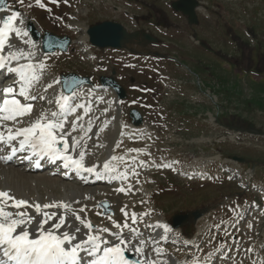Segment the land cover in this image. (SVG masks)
Segmentation results:
<instances>
[{
	"label": "rangeland",
	"instance_id": "rangeland-1",
	"mask_svg": "<svg viewBox=\"0 0 264 264\" xmlns=\"http://www.w3.org/2000/svg\"><path fill=\"white\" fill-rule=\"evenodd\" d=\"M12 1L14 5L23 8L28 15H35V10L33 11L32 6V4L35 3L32 0H24L23 3H19L18 0ZM57 1L58 0H56V2ZM205 1L209 3V12H215L216 15L211 14V18L205 19L199 16L201 20L200 27L198 28L199 31H197V33L193 32V34L199 39V41H201V44H194L188 39V36L185 37L182 35L176 40L175 52L172 53V59L175 63V67L178 68L177 73L180 77L185 78L190 76L191 82L194 81L197 83V81H199L202 89L213 90L216 92V97L219 98V100L217 101L216 97L209 94L207 91L204 92L205 95L203 94L206 98L204 110H206V108H209L210 110V112L204 116L206 128H203L204 137H202V139L205 140L203 153H201L200 150H198L199 153H195L197 150H194V146L191 144V139L193 138L187 136L181 138L179 135L174 137L171 132H161L162 138H165L168 142L165 146H167L168 151L171 152L172 158L175 156L180 157L181 162L179 164L182 171L184 165L194 164L197 166L202 163L201 165L204 167L209 166V164L215 161V159H219V156H221L222 160V156L231 154L229 153L231 151H234L235 153L237 152V155L246 158L252 156L261 157V155L264 154V137L244 136V138H238L237 133L233 130L216 128L212 125L215 112L219 115L235 114L238 112L242 114V117H246L248 121L255 123L264 132V72H262L264 71V63H261V60L258 58V56L264 57V0ZM60 2H65L67 7L66 14H63L66 22L65 26L60 25L55 27V29L58 33L69 35L72 38V44L67 53H58L44 58L46 59V71L43 73L45 75L43 79L47 78L52 82L54 77H57L60 71H78L82 74H91L94 78L101 73L108 74L110 71L109 68L112 66L117 69L118 80L128 87L131 97H134L135 81L130 82L129 77H135L136 58L130 57L125 52L97 51L92 48L90 51L95 54V59L93 61L88 60L85 53V42L81 40L84 39L83 32L80 29L83 23L89 25L97 19L112 18L124 23L128 29H132L134 28L133 25L136 23L133 21L131 22L130 18L125 17L122 12L114 13L115 9L112 8L113 5L120 7L121 10H129L134 15H143L146 11L145 5L142 4V6H140L133 3L127 5L123 0H60ZM153 4L165 10L168 7L169 0H153ZM38 7L43 8L59 20H63L60 8L54 4L45 2L43 7ZM48 13L44 15L43 12H40L44 21L48 22V20H50L51 22H56L54 17ZM37 15L39 16V13H37ZM39 21L44 24V21L40 18ZM223 29L227 30L230 37L225 34V30L223 31ZM155 32L160 37L164 39L166 38L159 32ZM254 33H256L255 38ZM230 41L234 45H232ZM239 53L242 55L241 57ZM119 57L120 59H123V61L115 60V58ZM236 57L238 58V60L236 59V62L238 61L237 63L239 66H245L246 68L248 66L249 68L252 65L250 62L252 60L253 64L258 66L257 69L260 71H251L256 76L243 73L242 70L237 71L235 69V64L232 61ZM100 59H102V63L99 62ZM98 62L100 64L97 65ZM173 77H175L174 74ZM183 81L186 80L184 79ZM182 92V89L179 92H168L169 95H164L162 99L163 101L160 100V105L166 103L170 108L171 106L179 105L181 101L183 103L185 97L181 94ZM191 95L194 94H187V97H191L192 99H188L189 102L198 100ZM198 98L200 99V97ZM226 101H228V103ZM241 102H245L246 109ZM191 105H193V103H186L188 111L192 109L190 107ZM35 108L38 110V106ZM40 110L43 111L44 109ZM46 110L47 109H45V111ZM173 138H175L174 141ZM186 141L189 142L187 144L188 146L184 145L186 144ZM214 143L215 145H213ZM198 159L203 160L197 161ZM261 159L264 160V155ZM262 160L258 161L257 164L264 166ZM220 165H222V162L221 164L215 163L213 167L220 169ZM215 173H217V171ZM256 176L258 178H263L264 174L259 172V174L256 173ZM155 177L160 179L162 183L166 180L171 181L177 188L180 187L182 190L189 191L191 194H195L197 191L204 189L202 185L196 184L197 182H190L169 174L166 178L161 177L160 174H157ZM147 180L149 182L148 177ZM152 184L153 183L151 182L150 185L152 187L150 189H153L155 186V183ZM232 185L234 186L235 184ZM213 186L214 189L212 195H216V183ZM182 197L185 201L183 203L184 206H196L207 201L203 195H196L193 197L184 195ZM163 201L165 200L155 198V202L158 206L160 202ZM216 202H210L208 204L210 207H215V205L216 207L218 206V211L219 209L221 211V200ZM175 204L177 205L178 203L176 202ZM215 213L216 212H213L212 215ZM165 215V218H168V214ZM211 219L212 216L205 218L201 220L198 225H206V227H210ZM236 229H238V227L234 230ZM244 230L245 228H243V231ZM253 231L255 233H253L251 237L248 235H242V239H245V245L244 248L240 250L241 255L237 259L236 264H254V261L258 260V258L262 259L260 264H264V248L260 249L259 247L262 245L261 243L264 244V218L260 220V225H258ZM219 235L223 238L216 239L206 251L207 253L203 255L201 259H196V261H204L212 255H216L218 252L220 253L222 250L225 251L229 248V233L222 232ZM246 240L249 241L246 242ZM199 241H202L203 243L211 242L212 238L210 231L208 230L204 235H201ZM217 245L219 246L218 248ZM215 247L216 251H214ZM258 247L260 251L255 250ZM251 248L255 254H252V258L245 262L244 258L248 256V251ZM191 256L192 251L189 246L180 253L182 261L188 260L189 263L192 262V259L190 258ZM242 261H244V263H242Z\"/></svg>",
	"mask_w": 264,
	"mask_h": 264
},
{
	"label": "snow or ice",
	"instance_id": "snow-or-ice-1",
	"mask_svg": "<svg viewBox=\"0 0 264 264\" xmlns=\"http://www.w3.org/2000/svg\"><path fill=\"white\" fill-rule=\"evenodd\" d=\"M23 3L24 0H18ZM53 3L56 0H52ZM5 0H0V6ZM35 3L43 7L41 0ZM6 9L0 7V12ZM18 11H12L10 15L0 18V69H5L8 62L29 60L33 53H25L17 49L3 54L10 44V36L24 38L29 35L25 28L18 27L17 22L23 25ZM25 43L30 41L25 40ZM43 64H19L17 67H7V71L18 76L14 85L0 89V152L5 148L10 149L7 156L0 155V160L9 161L18 153H30L24 159H35V166H40V161L48 158L51 162L63 161L65 169H71L76 173H95L94 167H85V152L79 150L81 141L73 138L71 145L66 137L71 136L76 130V122H72V132L66 131V117L73 114L77 108H84L82 104H73L67 95L58 98L55 103L58 111L42 112L34 120L25 121L22 118L32 115L33 105L31 101L37 99L30 93L34 85L39 81L40 76L37 69H43ZM18 86V87H17ZM49 84L47 88H51ZM45 88V91H47ZM22 97V102L16 97ZM39 99H44L40 96ZM52 103V101H49ZM78 119H83L79 117ZM11 123V127L7 126ZM24 125V126H20ZM70 151H77L78 158L69 154ZM117 159L116 157L112 158ZM168 167V165H164ZM105 172L115 171L108 163L104 164ZM113 179H126L121 174ZM118 192H125L124 188H118ZM128 191H131L129 189ZM62 208L71 211L68 204L45 203L43 205L32 204L25 199H16L9 191L0 190V264H83V255L86 254L87 264H150L148 260H136L130 262L126 253L134 251L136 254L144 255V241L140 240V246L132 244L120 231L110 232L107 227L96 229L80 215L72 212L75 220L80 226L70 225L66 222L64 215H57L47 211L49 208ZM32 208L37 217L28 214L20 209ZM11 209H16L12 211ZM84 208L79 212L83 213ZM121 212L128 218V214L122 208ZM53 221H56L53 223ZM131 222L136 223V216H131ZM48 225V227H46ZM81 227L88 232L82 233ZM113 227L129 229L130 235H137L135 229H130L125 223L123 226L113 222ZM67 229V230H64ZM77 234L85 238L77 239ZM102 234H108L111 239H106ZM251 251V249H249Z\"/></svg>",
	"mask_w": 264,
	"mask_h": 264
},
{
	"label": "bare ground",
	"instance_id": "bare-ground-1",
	"mask_svg": "<svg viewBox=\"0 0 264 264\" xmlns=\"http://www.w3.org/2000/svg\"><path fill=\"white\" fill-rule=\"evenodd\" d=\"M2 12H0V18H1ZM23 19L24 23L27 22L29 19L27 16L21 15L20 17ZM18 27H22L23 25L19 24L17 22ZM21 40L26 39L27 37L20 38ZM23 50L25 53H33V55L30 57L29 60H20V61H10L8 64L16 63V67L19 66V64H26L25 62H31L33 64H41L40 59V44L39 42H33L30 41V43H27L23 46H12L8 47L7 51L3 54H7L8 52L14 51V50ZM39 69H37V72ZM56 91L57 99L61 96H65L63 92L59 90V85L57 84L54 88ZM89 90V89H88ZM92 90V89H91ZM33 93V92H31ZM89 94L90 91L80 92V94H77L75 92L72 95H67L71 98V102L75 105L78 102H80V98L82 95ZM103 94L107 96L113 103L114 96L109 90H104ZM89 96L86 97L88 101ZM88 105V103H86ZM110 109L112 108L109 106ZM84 110H77L66 117V125L65 129L66 131L72 132V122H76V130L72 132L71 139L66 137L69 141V144L71 145V142L73 138L76 139L77 136L80 134H83L82 140L85 139L83 143H81V148L79 150H82L83 145H87V151L94 150L93 156L94 160H84V165L88 167H95L94 162H97V165L95 167L96 171L99 169H104V164L108 163L111 167L113 165L112 161L118 165V160H113L112 158L115 157L112 154H110V151L108 148L102 147L99 149L93 148L94 142H92V139L94 135H96L97 131L101 132L100 137L102 136V132L106 129L102 127V129L99 128L100 126V120L101 117L97 119H93L94 115L92 114L90 108L86 106L83 108ZM36 115H31L28 117L22 118L25 121L31 120V118H34ZM110 115V114H109ZM35 117V118H36ZM79 117H83V119H78ZM90 117V121L86 124V120ZM102 121V120H101ZM94 122V125L90 127V125ZM98 123V124H97ZM11 127V123L9 122L8 125ZM24 126V125H20ZM113 135L112 132L107 135L111 136ZM106 139L103 138V142H105ZM115 151V150H114ZM116 152V151H115ZM69 154H72L74 158H78L77 151H70ZM87 161V163H86ZM90 162V163H89ZM107 173V172H106ZM86 174V173H85ZM94 173H92L93 175ZM88 177L80 180L74 179L70 174L65 175L62 177L53 176L51 174L41 172V174L31 175L27 174L24 169H19L18 167H13L11 165H5V163L0 160V190L9 191L10 194L15 196L16 199H25L29 201L32 204L39 203L41 205L45 203H56V204H68L71 206V211L62 209V208H49L47 211L50 213H55L57 215H64L66 217V222L70 225H76L80 226L79 222L75 220L74 216L72 215V212H75L76 215H80L82 219H85L88 223H91L94 227L93 234H97L95 232L96 229L105 228L106 226L100 225V224H94L93 222L89 221L85 215V213L79 212L80 208H84L85 206H94L99 202H104L109 197V191L106 189H101L100 186L94 185V179L92 175L86 174ZM117 200H119V196L115 197ZM124 210H127L126 207H123ZM12 211H16V209H11ZM20 211H26L29 215L35 217L36 219H40L42 217H37L34 210L32 208H24L20 209ZM118 215H115L117 217ZM56 221H53V223ZM108 222V220H107ZM127 223L129 225V228L132 226H137L138 222L136 219V223L133 224L131 222V218H127L124 224ZM154 233L152 235H147L144 231L137 232V235H130L129 230L125 231L123 227L120 229H114L112 227H107L110 232H117L120 231L124 234V236L128 239H131V242L135 246H140V240L142 239L144 241V255L140 256L136 254L134 251L127 252L129 261H136V260H148L150 264H176L174 259L164 254L160 249L158 242L161 241V238L163 237L164 230H171L170 227L165 224L162 220L157 219L152 224ZM48 227V225H46ZM67 230V229H64ZM82 233H87L88 230L81 227ZM104 238L111 239L112 237H109L108 234H102ZM85 238L83 235L77 234V239H83Z\"/></svg>",
	"mask_w": 264,
	"mask_h": 264
},
{
	"label": "water",
	"instance_id": "water-1",
	"mask_svg": "<svg viewBox=\"0 0 264 264\" xmlns=\"http://www.w3.org/2000/svg\"><path fill=\"white\" fill-rule=\"evenodd\" d=\"M194 4H195L194 1L180 0L177 3H174L173 7L178 10H181L183 13L192 14V9ZM88 34L91 43L99 47H106V46L120 47L121 43L124 40H126L127 37L122 27L112 22H103L97 24L88 30ZM55 40H52V38L49 35L45 36V44H48L49 42H53L51 46L48 45V47H46L47 51L55 47L62 48L63 46H65V41H61V40L55 41Z\"/></svg>",
	"mask_w": 264,
	"mask_h": 264
}]
</instances>
